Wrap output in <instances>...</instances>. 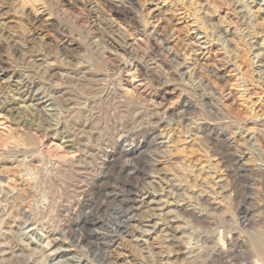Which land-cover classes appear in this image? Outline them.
<instances>
[{
  "label": "rangeland",
  "instance_id": "1",
  "mask_svg": "<svg viewBox=\"0 0 264 264\" xmlns=\"http://www.w3.org/2000/svg\"><path fill=\"white\" fill-rule=\"evenodd\" d=\"M181 1L0 0V264H264V0Z\"/></svg>",
  "mask_w": 264,
  "mask_h": 264
},
{
  "label": "bare ground",
  "instance_id": "2",
  "mask_svg": "<svg viewBox=\"0 0 264 264\" xmlns=\"http://www.w3.org/2000/svg\"><path fill=\"white\" fill-rule=\"evenodd\" d=\"M129 2H132L133 0H128ZM163 2H166V0H162ZM178 1V0H177ZM181 1V0H180ZM182 2V1H181ZM131 4V3H130ZM234 6V5H233ZM237 7V6H236ZM235 7V8H236ZM234 8V11L237 13V14H239V11H237L236 9ZM241 8V7H240ZM126 10V9H125ZM127 11V10H126ZM260 11H262V10H259V11H257V13L259 12L260 13ZM122 12H123V10H122ZM128 12V11H127ZM241 12V11H240ZM242 14V13H241ZM240 15V14H239ZM238 15V16H239ZM198 16V15H197ZM196 17V16H195ZM240 17V16H239ZM243 17V16H242ZM241 17V18H242ZM199 18H197V21L196 22H198L199 20H198ZM195 22V23H196ZM200 24V23H199ZM199 26H201V25H199ZM256 27V26H255ZM200 28H202V27H200ZM250 29V28H249ZM253 29V33L254 34H257L255 31L257 30V29H254V27L252 28ZM202 30V29H201ZM205 32V31H204ZM225 33V32H224ZM207 37H208V35H207ZM210 42V41H209ZM200 45V44H199ZM262 48V47H261ZM192 51H194L193 49H192ZM196 52V51H195ZM262 54V53H261ZM262 56V55H261ZM235 57V56H234ZM220 61V60H219ZM226 62V61H225ZM252 62V61H251ZM235 65V64H234ZM238 77V76H237ZM186 83V82H185ZM137 88V87H136ZM184 107H185V105H184ZM186 107H187V105H186ZM183 108V106L182 107H180V108H178L177 110H175L173 113H176L177 111L178 112H180V110ZM166 110V112H171V110L169 111V109L167 108V109H165ZM182 112H185L184 110H182ZM182 112H180V113H182ZM205 132L207 133L206 135V139L207 140H212V138H211V135H213V134H217L216 133V128L214 127V126H207L206 128H205ZM37 134V133H36ZM6 135V137L4 136L3 137V139H2V141H4V142H7L9 139H11V138H14V137H12L11 136V134H10V132H9V134L8 133H6L5 134ZM18 135V134H17ZM38 136V135H37ZM219 134H218V138H219ZM221 138V137H220ZM214 139V138H213ZM213 141V140H212ZM219 141V140H218ZM217 143V142H216ZM215 145V144H214ZM216 146V145H215ZM227 146V145H226ZM226 149H227V151H230L231 152V148H230V145H228L227 147H226ZM123 154V157H126V159L129 157L130 158V153L128 154V153H122ZM229 157V160L227 159V164H229V162H231V161H235L236 160V162L237 161H239V159L237 158V157H235L234 155L233 156H231L230 157V155L229 156H227V158ZM125 159V160H126ZM128 160V159H127ZM128 163V162H127ZM131 163V162H130ZM127 166V165H126ZM241 166V165H240ZM57 169V168H56ZM118 173V172H117ZM123 174V175H122ZM128 174V173H127ZM118 176H120L121 178L125 175V173H123L122 171H119V173L117 174ZM105 176V175H104ZM106 176H108V175H106ZM108 178V177H107ZM110 178V177H109ZM128 178V177H127ZM113 180H114V178H113ZM106 181V180H105ZM104 180H102V178H97V182L96 183H93V184H95L94 185V187L91 189V191H90V193L89 194H87V202H88V204H86L84 207H83V210L84 211H87V213H84V215H83V217L81 218V220H79V221H77V222H75V223H73V225L72 226H70V227H66L65 226V231L64 232H66L67 230L69 231V233H70V235H71V237L73 238L74 236H72V234H75V239L77 240L76 242H78V244L79 245H83V243L85 244V235L84 234H82V233H80L81 232V228H85V227H87V228H98V227H100L102 224L104 225V223L102 222V217L100 218V217H97L98 216V214H100V213H102V211H103V209H105V205H106V203L112 198V195H111V192L109 193V191H110V188H108L109 186H112V185H108V183H109V179H108V183H103V182H105ZM110 181H111V179H110ZM115 181H117L116 179H115ZM114 181V182H115ZM115 184V183H114ZM126 186V185H125ZM89 187V186H88ZM103 187H106V189H104V191H105V193L103 192ZM114 187V186H113ZM123 187V186H122ZM81 189V188H80ZM87 188H85V190H86ZM82 190V189H81ZM80 191V190H79ZM82 191H84V190H82ZM82 191H80V192H82ZM124 191V190H123ZM132 191H135V187H133V186H131L130 187V189H128V192H130V193H132ZM14 192V191H13ZM85 192V191H84ZM86 192H88V191H86ZM116 192V191H115ZM117 193V192H116ZM80 194V193H79ZM84 195V194H83ZM86 195V194H85ZM118 195V194H117ZM139 195V194H138ZM123 196V195H122ZM83 197V196H82ZM86 197V196H85ZM116 197V196H115ZM120 196H118V198H119ZM124 197V196H123ZM128 198V197H127ZM82 199H85V198H82ZM122 199V198H121ZM125 199H126V197H125ZM155 199V198H154ZM115 200V199H114ZM84 202V201H83ZM82 202V203H83ZM115 202V201H114ZM81 203V202H80ZM77 204H79V202L77 203ZM84 204V203H83ZM123 204H124V202H123ZM149 204H153V202H149ZM79 205H81V204H79ZM128 206V205H127ZM132 206V205H131ZM131 206H130V208H131ZM76 207V206H75ZM120 207V206H119ZM77 208V207H76ZM124 208V207H123ZM126 209V208H125ZM125 209H124V212H125ZM133 209V208H132ZM82 210V211H83ZM129 210V209H128ZM70 211V210H69ZM77 211H78V208H77V210H76V213H77ZM80 211V210H79ZM89 211V212H88ZM131 211V210H130ZM154 211V208H149V210H148V216H146V217H149V218H154V217H156V214L153 212ZM72 211H70V213H71ZM69 213V212H68ZM73 213H75V211L73 212ZM126 213H128L127 211H126ZM81 214V213H80ZM183 214H186V215H188L189 217H191V218H193L195 221H205V219H202L199 215H197V213L195 212V211H191L190 209H187V208H183ZM70 215V214H69ZM68 215V216H69ZM82 215H80V216H82ZM95 217H94V216ZM211 215V214H210ZM72 216V215H71ZM70 216V217H71ZM76 216H78L77 214H76ZM92 216V217H91ZM105 216H107V215H105ZM73 217H75V216H73ZM181 217V216H180ZM187 217V216H186ZM78 218V217H77ZM201 218V219H200ZM74 219V218H73ZM73 221V220H72ZM75 221V220H74ZM71 222V221H70ZM207 222V221H206ZM72 223V222H71ZM69 223H67V224H65V225H68ZM157 224L158 223H155L153 226H152V228L153 229H155L156 227H157ZM71 225V224H70ZM169 226V225H168ZM101 228V227H100ZM79 229H81V230H79ZM92 229V230H93ZM104 229V228H103ZM106 229V228H105ZM94 232V231H93ZM68 233V232H67ZM66 233V234H67ZM97 233V232H96ZM99 233V232H98ZM65 234V235H66ZM96 236H98L97 234H95ZM110 237V236H109ZM260 239H262V240H259V237H258V240L259 241H257L258 243H254L255 241H253V243H254V245H256V244H258V248H257V246H255L256 247V249H258V251L260 250V252L262 251L263 252V250H264V241H263V238H260ZM76 244V243H75ZM243 245V244H242ZM246 245V244H245ZM49 246V245H48ZM79 248V247H78ZM85 248H86V246H85ZM168 248V247H167ZM261 252V253H262ZM183 255H184V253H182ZM190 263V262H189Z\"/></svg>",
  "mask_w": 264,
  "mask_h": 264
}]
</instances>
